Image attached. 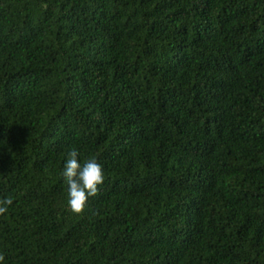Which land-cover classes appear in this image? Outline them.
<instances>
[{
  "label": "trees",
  "instance_id": "obj_1",
  "mask_svg": "<svg viewBox=\"0 0 264 264\" xmlns=\"http://www.w3.org/2000/svg\"><path fill=\"white\" fill-rule=\"evenodd\" d=\"M5 199L0 264H264V0H0Z\"/></svg>",
  "mask_w": 264,
  "mask_h": 264
},
{
  "label": "clouds",
  "instance_id": "obj_2",
  "mask_svg": "<svg viewBox=\"0 0 264 264\" xmlns=\"http://www.w3.org/2000/svg\"><path fill=\"white\" fill-rule=\"evenodd\" d=\"M61 176L67 185V207L73 213L84 210L88 199L97 194L105 179L102 163L95 157L80 159L75 148H70L66 153ZM9 204L10 199L0 202V213L5 212Z\"/></svg>",
  "mask_w": 264,
  "mask_h": 264
}]
</instances>
